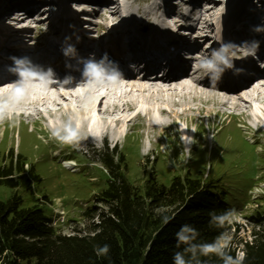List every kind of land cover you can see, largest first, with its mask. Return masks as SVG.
Instances as JSON below:
<instances>
[{
    "label": "rangeland",
    "instance_id": "rangeland-1",
    "mask_svg": "<svg viewBox=\"0 0 264 264\" xmlns=\"http://www.w3.org/2000/svg\"><path fill=\"white\" fill-rule=\"evenodd\" d=\"M113 1L119 4L122 0ZM123 1L142 7L148 0ZM217 1L221 4L213 14L217 21L226 15L219 13L224 6H235L238 18L252 10L250 5H244L251 0ZM257 3L264 5V0ZM2 4L0 0V8ZM83 4V9L88 8L89 12L96 10L91 3ZM106 18L103 13L94 21L106 25ZM33 21H38L37 16ZM27 26L32 28L34 23ZM195 104V109L205 107L200 100ZM218 110L203 115L194 110L189 128H185V123L175 122L149 138L143 134L141 123L134 122L115 149L113 142L103 145L100 141L96 150L88 148L81 153L74 151L71 144L55 141L44 121L33 124L19 117L7 119L0 123V153L6 155L12 150L14 156L21 155L29 167L34 165L38 178L31 181L28 176L16 178L19 186L15 190L0 186V200L5 201L16 192L22 197L24 207L40 205L52 216L54 227L59 226L62 234H75L84 229L85 211L93 206L104 207L98 200L107 186L100 154L106 149L116 150L118 155H123L128 179L136 186L143 185L151 176L168 186L174 177L182 178L188 173L216 184L231 197L239 213L232 223V243L250 241L254 216L264 214V124L230 116L226 110L225 114L216 116ZM189 139L191 142L187 143ZM70 163L75 165L64 167ZM240 249L237 252L242 254V260Z\"/></svg>",
    "mask_w": 264,
    "mask_h": 264
},
{
    "label": "bare ground",
    "instance_id": "bare-ground-1",
    "mask_svg": "<svg viewBox=\"0 0 264 264\" xmlns=\"http://www.w3.org/2000/svg\"><path fill=\"white\" fill-rule=\"evenodd\" d=\"M67 1L21 0L16 3V6L24 5L28 7V11L24 12L25 16L23 19V22L26 23L23 27L28 32V38H31L32 34H40V36L43 34L40 28L41 24H38L36 28L27 26V24L32 26L35 16L40 15L45 23L51 16L60 22L63 31L67 32L70 39L74 37L78 38V45L75 48V53L72 54L76 55L92 44L87 33L89 30L91 32L97 30L98 32L99 27L102 26H98L94 19L104 13L107 15L105 22L109 30L117 31V24L115 22L119 19L124 26L143 25L139 23V20H142L154 27L152 31L153 40H160L162 33L163 40L167 38L173 40V35L170 34L175 29L173 30L174 27H171L169 22L167 24L166 20L168 17L166 16L171 14V9L172 12L177 10L176 7L174 8L177 3L175 2L176 0H148L145 3L148 5V9L146 10H143L142 7H134V4L123 0L119 4L113 0H86V2L96 7L92 15L93 23H91L89 18L81 17L79 21L74 22L65 13H67L68 9L75 8L78 3L76 0ZM250 2H247L245 5L248 4L254 9L253 2ZM35 4L36 9L34 10L33 6ZM198 4H207L209 8L206 14L211 15L217 13L216 11L219 5H221L217 0H199ZM203 8V6L202 8L200 7V12ZM197 9L199 10V7ZM25 10L23 7V11ZM222 11L227 12L224 13ZM230 12H232L231 17L227 15ZM238 12L235 10V6L232 8L224 6L219 13L226 14L222 17L225 19L224 21H232L237 17ZM16 16L15 10L0 9V20L3 22L0 24L2 26V30L0 31V59L4 57H16L18 55L16 52H20L28 46V43L25 41V34L18 33L12 28L14 27L12 22ZM213 18L214 16H210L209 19L212 20ZM210 20L209 23L212 24ZM219 23L221 22H217V24ZM263 25V12L259 9L254 10L231 32V38L227 37V42H230V44L224 46L217 42H211L207 35L208 33L203 29L197 28V38L200 36L201 38H194L193 40L200 42V47H198L196 54H201L206 61H211L217 55L222 56L224 59L228 55L233 58L242 57L243 55H245V58L254 56V59L251 61L253 64L252 74L256 75L261 72L257 60L260 63H264V51L258 52L252 47V42L247 36V31L251 27ZM33 31L34 33H32ZM214 34L216 40H218L216 30ZM237 35L238 39L235 38ZM93 36L95 35L92 33ZM175 36L181 39V45L186 46L188 44L184 40L187 39L186 37H178L176 33L174 34ZM236 39L237 44H235ZM208 43L210 44L208 45ZM205 45L207 47H204ZM245 49L249 52L254 49L255 51L252 54H248L244 51ZM196 57L197 55H195ZM193 61L192 65L196 66L197 61ZM201 71L202 68L200 67L194 74H188L172 82L139 81L128 77L126 79L123 78L117 86L111 87L87 86L86 71L80 75L61 71L55 78L63 80L65 76L72 77L73 80L69 85L52 84L46 86L36 83L30 87L26 98L18 102V107L12 113L10 112L9 115H13V119L14 114H16L19 118L32 121L33 124L44 121L48 124L49 132L53 128L62 126L70 117L73 118L80 126L81 139L78 143L71 145L72 149L79 153L88 148L96 150L98 144H100V140L105 142L104 145L107 144V141L113 143L120 141L123 135L129 132L130 124L133 125L134 122L141 123L140 126L144 130L143 134H146L148 138L151 134H155L157 130L163 131L165 127L173 123L175 124V122L185 123V128H189L191 114L194 110L203 115L211 114L219 108L216 116L218 114H225L226 110V113L230 116L249 118L253 122L261 121L264 124V86L253 84L240 88L217 87L200 80L197 74ZM102 78L103 84L107 85V77L102 75ZM13 88L14 84L12 82L0 84V97L11 93ZM176 98H178L177 101ZM199 100L205 104L203 109H195L193 107ZM142 137L144 138V136ZM74 165V163H70L64 167L69 169Z\"/></svg>",
    "mask_w": 264,
    "mask_h": 264
},
{
    "label": "trees",
    "instance_id": "trees-1",
    "mask_svg": "<svg viewBox=\"0 0 264 264\" xmlns=\"http://www.w3.org/2000/svg\"><path fill=\"white\" fill-rule=\"evenodd\" d=\"M100 156L107 186L98 200L104 207L85 211L84 229L75 234H62L40 205L24 207L16 192L0 200V264H173L174 253L183 251L176 247L182 225L197 229L196 243L211 242L221 230L209 226V213L236 208L216 184L191 173L174 177L168 186L154 176L136 186L128 179L123 155L106 150ZM34 171L12 150L0 153V186L15 190L16 178L37 179ZM166 216L171 219L165 224ZM232 230L231 225V236ZM250 235V241L232 243L230 254L235 257L242 246L241 264H264V214L254 216ZM104 245L108 254L98 256L96 248ZM201 260L223 264L215 256Z\"/></svg>",
    "mask_w": 264,
    "mask_h": 264
},
{
    "label": "clouds",
    "instance_id": "clouds-1",
    "mask_svg": "<svg viewBox=\"0 0 264 264\" xmlns=\"http://www.w3.org/2000/svg\"><path fill=\"white\" fill-rule=\"evenodd\" d=\"M244 51L248 54H252L255 49L251 52L247 49ZM62 52L65 56H69L75 53V48L72 45H67L62 48ZM104 58H107V54H105ZM10 60L12 64L7 66L8 71L15 75L17 79L12 82L14 84L13 91L0 97V123L7 120L9 118V113H12L18 107V102L26 98L27 92L32 85L36 83L46 86L52 84L69 85L73 80V78L69 76H65L63 80H57L51 68H48L45 72L42 66L35 65L31 58L27 56H13L10 57ZM88 60L91 61L94 60V58ZM216 60L220 61L224 67L218 68L215 63L206 61L204 58L199 61L202 70L209 69L215 73V75L212 76L213 81L218 80L227 69L233 68V62L224 59L220 55L216 56ZM81 62H85V60H81ZM68 67L71 68V65H68ZM87 69V86H117L122 80V75L119 73L118 75L107 77V85H104L101 71L95 63H88ZM235 71L240 72L243 70L236 69ZM50 132L51 137L60 144H76L81 139L80 126L71 117L65 121L62 126L53 128ZM186 142L190 143L191 141L189 139ZM238 215L239 213L236 209H226L219 214L215 211L210 212L209 216L211 220L209 226H214V228L221 230L211 242L196 243L199 238L197 229L191 225H182L180 230L176 233V247L178 249L183 247V251L174 253L173 264H192L194 260L196 264H203L201 258L211 256L217 257L223 264H241V253L237 252L235 257L230 254L232 237L229 228ZM170 219L171 217L166 216L163 222L166 224L170 222ZM96 252L98 256L107 255L109 246L104 245L102 250H99L97 247Z\"/></svg>",
    "mask_w": 264,
    "mask_h": 264
}]
</instances>
